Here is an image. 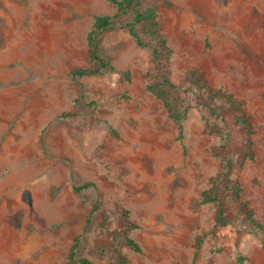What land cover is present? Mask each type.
Wrapping results in <instances>:
<instances>
[{
	"label": "rangeland",
	"instance_id": "374dc122",
	"mask_svg": "<svg viewBox=\"0 0 264 264\" xmlns=\"http://www.w3.org/2000/svg\"><path fill=\"white\" fill-rule=\"evenodd\" d=\"M139 1L168 51L114 29L98 48L112 71L77 78L110 1L0 0V264H264V0ZM161 76L188 106L181 125L147 90ZM227 162L256 225L233 210L217 228L202 203Z\"/></svg>",
	"mask_w": 264,
	"mask_h": 264
},
{
	"label": "trees",
	"instance_id": "16d2710c",
	"mask_svg": "<svg viewBox=\"0 0 264 264\" xmlns=\"http://www.w3.org/2000/svg\"><path fill=\"white\" fill-rule=\"evenodd\" d=\"M113 6L115 14L113 16H95L93 24L86 36V46L88 51L89 62L91 66H95L94 70L90 69H78L71 73L72 77L81 78L83 76L91 74H103L112 71V67L109 65L107 60L103 59L99 54V43L102 35L108 31L118 29L128 33L134 42L143 48L148 46L143 43L140 36L135 30V27L140 25L143 27L144 33L150 38L151 41L159 46V48L165 49L166 42L161 37L158 31V23L156 21V10L153 8L140 9L139 0H109ZM126 17V19H122ZM151 51L152 64L154 66L159 65V50L156 47H149ZM187 83L192 88H196L201 95H208V100L213 101L220 96L219 91L213 90L206 81L198 74L190 72L187 75ZM157 99H159L167 110L168 116L173 119L177 124L181 125L185 120L187 108H176V103L173 101L177 100L179 95V89L174 86L166 76H161L160 80L153 86L147 87ZM199 105L206 106V102L199 99ZM239 122L247 134L246 148L244 155L247 159H252L251 152V141L249 136L251 133L250 118L245 115L240 108L238 109ZM74 177L71 176V179ZM91 186V184H83L80 186H74V191L78 192L84 188ZM241 188L237 181L231 178L230 164L228 162L216 175L211 187L201 193L202 203L216 204L217 208L215 211V227L223 228L229 221L231 213L234 211L241 213L247 221L251 224L256 225L254 220L251 218V212L247 208L244 202L240 200ZM229 196V205L225 204L226 197ZM96 208V206H95ZM127 244L132 250L138 252V247L130 239H127ZM71 261L77 262L78 264H90L86 259L78 258L73 252L70 253ZM238 264H243L242 260H238Z\"/></svg>",
	"mask_w": 264,
	"mask_h": 264
}]
</instances>
